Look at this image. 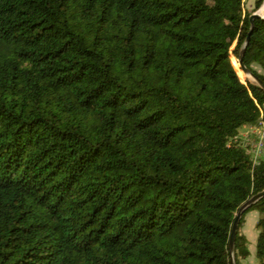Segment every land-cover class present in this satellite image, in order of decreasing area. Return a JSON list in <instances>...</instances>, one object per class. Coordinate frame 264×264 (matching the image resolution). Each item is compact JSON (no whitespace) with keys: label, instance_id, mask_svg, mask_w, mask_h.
<instances>
[{"label":"trees","instance_id":"obj_1","mask_svg":"<svg viewBox=\"0 0 264 264\" xmlns=\"http://www.w3.org/2000/svg\"><path fill=\"white\" fill-rule=\"evenodd\" d=\"M244 3L0 0V264H231L264 190L239 136L264 90L237 62L251 32L264 83V0ZM251 211L264 264V197L236 264Z\"/></svg>","mask_w":264,"mask_h":264},{"label":"rangeland","instance_id":"obj_2","mask_svg":"<svg viewBox=\"0 0 264 264\" xmlns=\"http://www.w3.org/2000/svg\"><path fill=\"white\" fill-rule=\"evenodd\" d=\"M255 3H256V0H245V3H244L245 11L252 12L255 8ZM263 10H264V6L261 9L260 13H262ZM233 48H234V46H233ZM234 59H236V58L232 55L231 56L232 63H233ZM233 65H234V63H233ZM234 67H235V65H234ZM235 69H236V67H235ZM254 69L256 71H258L260 74L264 75V72L259 67L254 66ZM236 71H237V69H236ZM239 77H240V75H239ZM240 79H241V77H240ZM246 79H248V77H245V80L243 82H245ZM250 80L253 82L252 79H250ZM239 134H240L239 136H240V141H241L242 146L245 147L248 152L253 154L257 143L260 141L259 136L254 135L249 126L242 127L239 130ZM263 134H264V131H263ZM263 142H264V140H263ZM261 217H262V215L258 211H251L245 217V223L241 229V233L248 240V247H249L251 255L246 260H241L242 264H259L257 259H256V244H257V237H258V230L256 228V225H257L258 220ZM235 258H236V255H235Z\"/></svg>","mask_w":264,"mask_h":264},{"label":"water","instance_id":"obj_3","mask_svg":"<svg viewBox=\"0 0 264 264\" xmlns=\"http://www.w3.org/2000/svg\"><path fill=\"white\" fill-rule=\"evenodd\" d=\"M264 6V4H263ZM263 6L256 12L252 13V15L250 16V20H251V24L252 27L254 25V20L256 18H264V15L260 14L261 9L263 8ZM250 38H251V32L246 40L245 46L242 49L239 59L237 60L238 62V66L241 70V72L243 73V75L245 77H248L249 81L252 82L250 79L253 80L252 83L256 84L257 86L261 87L264 90V83L262 80H260L257 76H255L245 65H244V55H245V51L247 46L249 45L250 42ZM264 197V190L261 191L260 193L256 194L255 196H253L250 200H248L246 203H244L237 215H236V219L235 222L232 226V230H231V236H230V242H229V251H230V255H231V264H236V258H235V243H236V237H237V232H238V227L240 225L241 219L243 217V215L247 212V210L256 202L260 201L262 198Z\"/></svg>","mask_w":264,"mask_h":264},{"label":"built area","instance_id":"obj_4","mask_svg":"<svg viewBox=\"0 0 264 264\" xmlns=\"http://www.w3.org/2000/svg\"><path fill=\"white\" fill-rule=\"evenodd\" d=\"M250 128L252 130V133L254 135L259 136V138H260V141L257 143V145L255 147L254 153L251 154L254 163L258 164L261 160H264V142H263V140H264V134H263L264 120L261 119L256 126L250 127Z\"/></svg>","mask_w":264,"mask_h":264},{"label":"bare ground","instance_id":"obj_5","mask_svg":"<svg viewBox=\"0 0 264 264\" xmlns=\"http://www.w3.org/2000/svg\"><path fill=\"white\" fill-rule=\"evenodd\" d=\"M261 15H264V10H263V12L262 13H260Z\"/></svg>","mask_w":264,"mask_h":264}]
</instances>
